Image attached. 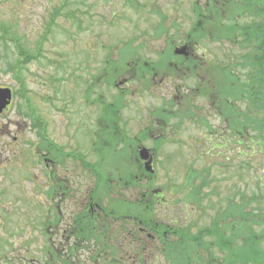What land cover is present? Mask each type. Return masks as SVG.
<instances>
[{
	"label": "rangeland",
	"instance_id": "rangeland-1",
	"mask_svg": "<svg viewBox=\"0 0 264 264\" xmlns=\"http://www.w3.org/2000/svg\"><path fill=\"white\" fill-rule=\"evenodd\" d=\"M131 1L134 5L128 0H0V87L14 90L12 104L0 114V264H5L7 255L21 259L11 264H37V260L25 259L26 250L31 257H39L40 263L48 264L50 259L49 264H60L49 247L64 256L71 253L75 242L79 246L73 255L76 264H93L95 257L114 261V256L121 264H171L172 251L184 256V249L163 250L152 231L141 237L148 247L139 255L129 241L136 239L141 224L128 220L130 236L116 217L111 218L113 231L106 229L107 238L99 245L92 238L78 242L69 229L95 185L105 194L104 205L110 199L135 202L145 195L157 220L169 222L181 232L190 227L192 236L197 234L193 244L200 236L194 247L200 246L205 255L207 241L212 242L218 232L213 223L220 222L222 208L231 213L244 202L250 208L264 205V150L258 148L257 133L249 130L251 136L241 142L244 136H240L239 126L231 127L232 109L221 110L210 101L216 98L213 91L224 73H217L209 63L225 60L231 42L213 39L210 33L190 44L188 54H176L171 49L184 45L196 21L195 0ZM200 3L204 6L206 1ZM55 9L60 15L53 21ZM231 9L228 6L221 12L226 25L232 24L226 20ZM160 11L168 26L161 37L156 34ZM1 28L7 31V39L2 38ZM127 42L137 61L157 63L171 52L176 56L169 59L181 61L180 66L173 65L175 72L162 67L146 77L138 76L136 68L124 70L118 57ZM16 43L35 58L21 64L24 57ZM113 61L123 70H117L114 84L109 85L108 63ZM198 85L211 89L212 97L201 93ZM121 92L124 106L116 131L123 138L119 144L112 141L111 146L107 140H99L104 106L97 100L109 102ZM33 111L44 122L41 134L49 144L40 139ZM103 127L108 130L106 122ZM53 143L63 151L50 147ZM142 148L150 151L151 172L140 157ZM77 154L96 163L98 174L107 177L109 186ZM131 167L141 180L126 187L121 179ZM54 188L57 192L52 195ZM58 211L60 219L54 228ZM235 220L222 219L221 238L227 244L235 239L233 251L239 252L241 218ZM249 220L255 230L264 226L255 224L260 218ZM176 231L168 235L172 239L182 236ZM109 242L116 247L123 243L124 253L112 255L106 250ZM133 242L142 245L138 239ZM44 245L47 248L42 249ZM212 251L224 259L218 246L213 245Z\"/></svg>",
	"mask_w": 264,
	"mask_h": 264
},
{
	"label": "trees",
	"instance_id": "trees-1",
	"mask_svg": "<svg viewBox=\"0 0 264 264\" xmlns=\"http://www.w3.org/2000/svg\"><path fill=\"white\" fill-rule=\"evenodd\" d=\"M206 3L204 6L201 5L200 0H195L193 9L196 17V21L194 22L189 34L185 39L184 45L192 44L193 42H197L202 37H207L210 33H212V38L217 39L219 41H229L232 44V48L228 50L225 54L226 59L222 61L216 60L211 61L209 64L214 65L216 72L224 73V76H219L222 79L218 86L214 88L213 93L216 95V98L210 99L212 104H216L217 107L231 108L232 109V124L231 127L239 126L240 136L243 139L248 140V136H251L249 130L255 131L256 134V142L258 144V148L260 150H264V0H205ZM131 5L134 3L128 0ZM63 7L65 5H62ZM232 6V9L228 12V21H230L231 25H226L223 20H225L224 15H222V11L225 10L226 7ZM204 7L206 8L204 10ZM162 20H160L157 24L156 34L161 37L164 36V33H167V24L165 20V16L161 13H158ZM60 15V10L55 9L54 16L52 17L53 21ZM241 18L246 19L244 22L239 20ZM210 25V26H209ZM3 31L2 38L7 39V31L1 28ZM164 34V35H163ZM7 35V36H6ZM130 42H127L124 46H122V51H120L119 62L120 65L123 66L124 70H133L136 68V74L141 77H146V75H155L157 74V70L159 68H167L169 71L175 72L176 70L173 68L175 63L180 66L181 61H176L174 63L171 62L169 57L176 56L171 52L168 54L164 53L163 59L157 63L149 62L148 60L137 61L134 58L135 53L129 52V49L132 48ZM17 48L20 54L24 57L22 59L21 64L27 63L31 58H35L34 55H29L26 53L24 47L19 43H16ZM235 46V47H234ZM177 48L171 49L172 52ZM128 49V50H127ZM188 49V47H187ZM179 58V56H178ZM183 60V58H180ZM179 59V60H180ZM122 60V61H121ZM141 60V59H140ZM194 60H190L189 63H192ZM115 63L118 61H113V64L108 63V73L106 82L109 85H113L115 82V73L118 68ZM122 63V64H121ZM210 66V65H209ZM219 67V68H218ZM111 68V69H110ZM123 70V69H122ZM118 70V71H122ZM217 75V74H216ZM19 79H21L19 75H17ZM211 80V78L207 77ZM24 82H21V84ZM199 83V80H198ZM23 85V84H22ZM208 88L207 85H204ZM200 89L201 93L206 96L212 94V90H207V93L204 88H201L199 85L197 86ZM26 93L27 91L24 90ZM125 93V92H123ZM122 92L115 97L112 101H106L102 99H98L97 102H101L104 106V117L101 119L99 134L102 139L107 140L106 138H116V144L122 141L123 136L119 135L116 131L119 128V120L121 117V110L124 106V99ZM25 98L28 96L24 94ZM102 97V96H101ZM212 97V95H211ZM28 101V98H27ZM29 104V102H28ZM222 105V107H220ZM28 109L30 106H27ZM180 111V110H178ZM192 113L191 110H189ZM26 111L24 114L30 117V112L27 114ZM32 112V111H31ZM182 112V111H181ZM183 114V113H182ZM177 116V115H176ZM33 124L36 127H39L38 134L40 135V139L44 142H47L48 139L41 134L42 129H44V122L34 111L32 114ZM182 118V116H181ZM229 118V117H228ZM227 119V118H226ZM228 120V119H227ZM204 122L203 120H200ZM230 121V118H229ZM104 122L108 124V130H106L103 125ZM208 125V122H205ZM247 134V135H246ZM245 138V139H244ZM102 141V140H101ZM108 145L112 146V141L107 140ZM49 144V142H47ZM50 147L55 148L58 152H62L63 149L56 146L55 143L50 144ZM105 149V148H104ZM109 149V147H108ZM103 150V149H102ZM48 154L50 151L48 150ZM105 154V153H104ZM78 158L83 165L89 167L91 171L97 175L100 182L103 184L104 180L107 181L106 185L109 186V180L107 177H102L98 174L97 164L87 162L86 158L81 154H77ZM76 158V154L73 155ZM105 158V157H104ZM147 173V172H145ZM141 180V176L136 174V172L132 169H129L128 172L122 177L121 183L123 182V186L129 187L136 184H139ZM109 191V190H108ZM57 192V188H54L50 191V194L54 195ZM66 191H63L62 195H66ZM255 194H253L254 196ZM105 194L103 191L98 189L97 186L93 187L92 191L88 194L85 204L80 212L74 215V223L70 226V232L77 236V241L86 242V240L92 238L97 245L102 240V238H107L104 235L106 229H110L113 225L112 219L114 218L121 222L122 230L127 232L130 236H132L131 229L127 227L128 220L135 222L136 224H141V227L138 228L136 233V239L142 242V236L148 234V232H154L155 240L161 243V248L163 250H167L169 248H173L176 251L179 249L183 250V255L181 257L175 256V251H172L171 256L172 262L171 264H213L216 262L217 264H262L264 263V248L262 246V238H264V226L261 229L255 230L248 225L249 218H260L261 222L255 223L256 225L261 224L264 225V205H258L254 208L249 207V203H242L241 206L235 212H229L230 209L222 208L219 211V216L221 217L219 220L214 221L213 225L218 227V232L216 230V236L212 242L207 241L206 247H208L205 251L208 252L207 255L201 253L199 251V247L194 245H198L196 242L201 240L199 236L195 244H193L192 240L197 234L190 233V227H186L182 229L183 232L178 229H174L173 225L166 221H160L155 218L153 212H150V204L145 200V195H141L137 201L132 202L127 198L117 199L116 201L111 200L108 205L103 204V198ZM109 197V196H108ZM252 198V197H251ZM250 198V199H251ZM252 200V199H251ZM257 200V199H256ZM131 207L132 209H130ZM248 208L249 210H247ZM231 211V210H230ZM59 211L56 214V221L53 223L56 228L59 223ZM237 216L239 219L241 218V223L238 226V235L241 239L239 245V252L233 251V247H237V241H232V243L227 244L226 241H223L221 238L222 233L224 232L225 224L223 225V221L230 219L232 222L234 219L237 220ZM116 217V218H115ZM223 219V221H222ZM235 220V221H236ZM48 227V225H47ZM180 233L182 236H178L174 239L171 238L172 235H168L169 232ZM211 231V232H214ZM209 232V233H211ZM191 235H190V234ZM114 234V233H112ZM150 234V233H149ZM200 234V232L198 233ZM212 234V233H211ZM244 234H247V239L243 241ZM101 235V236H99ZM173 237V236H172ZM236 240H238V238ZM192 238V239H191ZM135 239V240H136ZM134 238H131L129 241V245L135 244V251L141 255L144 253V249H147V243L138 242L136 244L133 242ZM87 243V242H86ZM110 245L106 249L112 255L119 254L122 250L124 253V245L123 243H118L117 247L109 242ZM203 245V243L201 244ZM213 245L218 246L220 250L224 253V259L220 260L218 256L212 251ZM119 246L121 248H119ZM42 247V246H41ZM47 248V246H43L42 249ZM194 250H193V249ZM79 249V246L76 244H72L71 253L69 255H59L58 251H52L49 247L51 256L54 258L55 262H60V264H76L73 255L76 250ZM98 249V248H97ZM103 250V249H101ZM126 250V249H125ZM141 251V252H140ZM193 251V253H191ZM197 251V252H196ZM26 255H24L25 259L28 261L37 260V264H47L46 262L40 263L41 259L33 255L31 257L28 250ZM105 251V254H108ZM29 254V255H28ZM101 254V253H98ZM8 259H6L5 264H11L16 262V260H21L20 257H15L14 260L12 257L7 255ZM177 257V259L175 258ZM115 258L114 261H105L102 257L97 259L95 257L93 264H121L122 260L119 257ZM117 259V260H116ZM13 260V261H12ZM1 261V260H0ZM48 264L50 259L47 260ZM107 262V263H105ZM4 264V263H1Z\"/></svg>",
	"mask_w": 264,
	"mask_h": 264
},
{
	"label": "water",
	"instance_id": "water-1",
	"mask_svg": "<svg viewBox=\"0 0 264 264\" xmlns=\"http://www.w3.org/2000/svg\"><path fill=\"white\" fill-rule=\"evenodd\" d=\"M176 53L180 54H188L187 52V45H184L181 48H176ZM12 100V89L10 87H0V113L7 108V106L11 103ZM140 157L141 159L146 161V168L148 171H152L151 165V157L150 152L146 148H142L140 150Z\"/></svg>",
	"mask_w": 264,
	"mask_h": 264
},
{
	"label": "flooded vegetation",
	"instance_id": "flooded-vegetation-1",
	"mask_svg": "<svg viewBox=\"0 0 264 264\" xmlns=\"http://www.w3.org/2000/svg\"><path fill=\"white\" fill-rule=\"evenodd\" d=\"M187 45H188V48H190V44H188V43H186ZM128 80V79H127ZM121 89H122V87H121ZM12 90H13V88H12ZM126 91V89H124V91L123 92H125ZM13 92H14V90H13ZM12 102H13V99H12ZM102 137L101 136H99V140H102L101 139ZM107 140H111V141H113V142H116V138H114V137H112V138H106ZM149 150V149H148ZM150 152V151H149ZM51 155V154H50ZM45 158V160L46 161H48V160H50L51 162H54L55 163V161H53L52 159H50V158H46V157H44ZM53 163V164H54ZM144 164H145V162H144ZM143 164V165H144ZM49 165V164H48ZM146 165V164H145ZM77 251V250H76Z\"/></svg>",
	"mask_w": 264,
	"mask_h": 264
}]
</instances>
